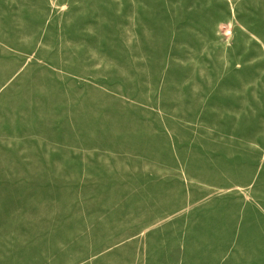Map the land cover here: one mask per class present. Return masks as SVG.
<instances>
[{"label": "rangeland", "instance_id": "rangeland-1", "mask_svg": "<svg viewBox=\"0 0 264 264\" xmlns=\"http://www.w3.org/2000/svg\"><path fill=\"white\" fill-rule=\"evenodd\" d=\"M0 264H264V0H0Z\"/></svg>", "mask_w": 264, "mask_h": 264}]
</instances>
